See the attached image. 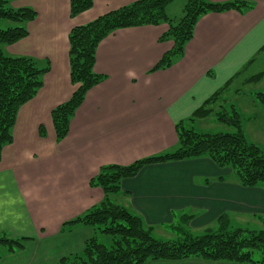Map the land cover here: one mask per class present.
<instances>
[{"label":"crops","instance_id":"0c3cea01","mask_svg":"<svg viewBox=\"0 0 264 264\" xmlns=\"http://www.w3.org/2000/svg\"><path fill=\"white\" fill-rule=\"evenodd\" d=\"M134 1L94 0L92 8L75 17L70 15V0L13 2L15 7L34 8L37 17L27 23L29 35L11 48L41 65L49 62L51 68L37 95L20 108L13 142L1 153L0 234L29 240L22 250L6 252L0 264H56L80 252L96 230L64 223L104 199L103 189L90 184L101 167L128 165L173 150L178 145L176 124L231 80L227 98L234 80L264 59V0H241L251 5L242 11L204 14L183 55L155 71L174 45L171 39L160 40L169 24L119 28L96 50L94 70L104 80L88 91L68 135L58 141L52 110L76 88L70 78L71 29ZM253 106L251 118L264 135V106ZM111 200L153 230L174 225L179 218L203 224L219 222L222 215L264 229V187L243 186L231 167H220L206 156L148 164L123 179ZM146 264L247 263L186 258Z\"/></svg>","mask_w":264,"mask_h":264},{"label":"trees","instance_id":"16d2710c","mask_svg":"<svg viewBox=\"0 0 264 264\" xmlns=\"http://www.w3.org/2000/svg\"><path fill=\"white\" fill-rule=\"evenodd\" d=\"M16 0H0V158L3 148L13 142V128L20 108L33 99L44 85V76L50 63L41 65L35 58L8 55L2 45H12L29 35L27 23L37 17L29 6L15 7ZM176 0H136L111 10L84 25L75 26L69 33L70 78L76 86L69 100L52 110V121L57 140L64 139L70 121L83 103L86 94L104 80V75L94 70L99 43L110 33L125 27L168 23L169 28L160 40L171 39L173 47L165 52L153 71L170 67L184 53L185 46L194 36L197 21L209 12L242 11L250 7L247 1L215 2L212 0H185L183 14L172 18L168 6ZM94 5V0H70V15L75 17ZM264 71L252 75L247 83L259 82ZM231 80L213 93L193 114L176 124L178 145L171 151L144 157L128 165L108 164L90 180L92 186L104 191V199L84 214L64 223L93 227L113 239L111 246L93 235L80 252L66 255L56 264H146L150 260H181L203 258L211 261L264 264V229L232 228L227 215L219 217V229L193 235L183 227L170 225L180 236L163 240L153 234L142 217L114 203L111 197L121 190L122 180L136 176L152 163H162L209 157L220 167H231L243 186L264 187V152L247 139L242 116L234 104L230 109L224 103ZM257 102L264 106V92H256ZM227 104V103H226ZM219 107V108H217ZM217 108V110H216ZM215 115L219 122L234 128L230 132L209 133L198 131V119ZM40 134L45 129L40 126ZM189 221L191 217L180 218ZM28 237L13 238L0 234V259L6 252L14 253L25 247Z\"/></svg>","mask_w":264,"mask_h":264},{"label":"rangeland","instance_id":"374dc122","mask_svg":"<svg viewBox=\"0 0 264 264\" xmlns=\"http://www.w3.org/2000/svg\"><path fill=\"white\" fill-rule=\"evenodd\" d=\"M184 5H185V0H176L168 6L167 11L170 14V16H172L173 18H179L183 14ZM11 47L12 46L10 45H2L3 50L8 55H12V56L20 55L19 53H16V51H14V49H12ZM15 49L18 48L15 47ZM262 58H264V56H262ZM258 62L259 63L252 66L241 77L234 80L235 82L231 88V92L227 94L228 100L224 103V105L228 109H230L231 104H234L236 106V108L241 113L243 129L247 139L260 146V148L264 152V135H262L259 132L257 128V124H255L256 122L254 121L253 118H251L254 107L253 104L258 105V110L262 109L261 108L262 106L257 102L255 98V93L264 92V79L260 82L243 83L244 77L253 75L261 70H264V59L261 61L259 60ZM236 90H238L239 92H237ZM195 128L198 131L209 132V133L230 132L234 130V128L228 126L227 124L219 122L216 119L215 115H210L205 119L198 120L197 123L195 124ZM180 220H181L180 218L177 219V222L174 225L183 227L187 232L193 235H202L209 231L216 232L219 229V222L217 220L203 224L194 223L193 219H189V221H180ZM231 226L232 228L241 227V228H249L251 230H255L259 228L260 225L259 226L253 225V222L246 223L238 219V217H236V218H232ZM176 231L177 230H175V228H171L170 226L169 227L163 226V227L154 228L153 234L157 238L163 240L177 239L182 235ZM96 235L100 242L106 244L107 246L112 245L113 239L111 236L101 233L100 231H97Z\"/></svg>","mask_w":264,"mask_h":264},{"label":"bare ground","instance_id":"6f19581e","mask_svg":"<svg viewBox=\"0 0 264 264\" xmlns=\"http://www.w3.org/2000/svg\"><path fill=\"white\" fill-rule=\"evenodd\" d=\"M98 206V205H97Z\"/></svg>","mask_w":264,"mask_h":264}]
</instances>
